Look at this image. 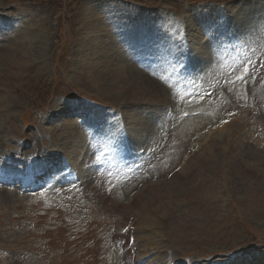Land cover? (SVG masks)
Masks as SVG:
<instances>
[{
    "label": "rangeland",
    "instance_id": "obj_1",
    "mask_svg": "<svg viewBox=\"0 0 264 264\" xmlns=\"http://www.w3.org/2000/svg\"><path fill=\"white\" fill-rule=\"evenodd\" d=\"M0 264H264V0H0Z\"/></svg>",
    "mask_w": 264,
    "mask_h": 264
},
{
    "label": "bare ground",
    "instance_id": "obj_2",
    "mask_svg": "<svg viewBox=\"0 0 264 264\" xmlns=\"http://www.w3.org/2000/svg\"><path fill=\"white\" fill-rule=\"evenodd\" d=\"M92 121H95L94 119H92ZM79 135V134H78ZM108 152V151H106ZM103 159V158H102ZM46 161L43 162V164L41 165H38V166H32V168H29L27 170H34L33 173L32 172H29L27 173L26 171H21L20 169H12V170H9L8 173H6V177H5V180L6 181H13L14 179L16 178H21L22 181L20 182L21 186H25V185H29L31 184V182H33L34 180V176L35 175H38L39 172L41 174H45L44 170H47V167L52 164L53 160L51 159H45ZM100 164V163H99ZM5 175V174H4ZM29 178H30V181H29ZM131 195V194H130ZM128 202H131V204H133V201L132 200H128ZM134 224V223H133ZM163 249V248H162Z\"/></svg>",
    "mask_w": 264,
    "mask_h": 264
},
{
    "label": "snow or ice",
    "instance_id": "obj_3",
    "mask_svg": "<svg viewBox=\"0 0 264 264\" xmlns=\"http://www.w3.org/2000/svg\"><path fill=\"white\" fill-rule=\"evenodd\" d=\"M238 79H243V77H238Z\"/></svg>",
    "mask_w": 264,
    "mask_h": 264
}]
</instances>
